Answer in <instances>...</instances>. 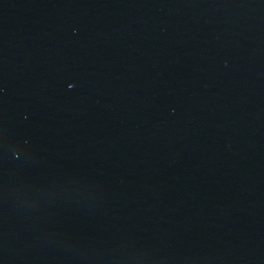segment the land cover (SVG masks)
Returning a JSON list of instances; mask_svg holds the SVG:
<instances>
[{
  "label": "water",
  "instance_id": "95a60500",
  "mask_svg": "<svg viewBox=\"0 0 264 264\" xmlns=\"http://www.w3.org/2000/svg\"><path fill=\"white\" fill-rule=\"evenodd\" d=\"M0 264H264V0H0Z\"/></svg>",
  "mask_w": 264,
  "mask_h": 264
}]
</instances>
